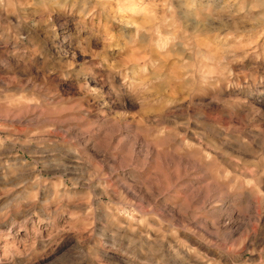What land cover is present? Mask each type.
<instances>
[{
  "label": "rangeland",
  "instance_id": "374dc122",
  "mask_svg": "<svg viewBox=\"0 0 264 264\" xmlns=\"http://www.w3.org/2000/svg\"><path fill=\"white\" fill-rule=\"evenodd\" d=\"M0 264H264V0H0Z\"/></svg>",
  "mask_w": 264,
  "mask_h": 264
}]
</instances>
